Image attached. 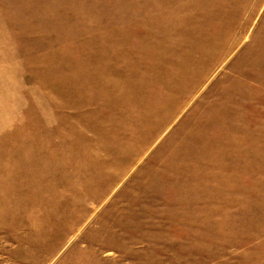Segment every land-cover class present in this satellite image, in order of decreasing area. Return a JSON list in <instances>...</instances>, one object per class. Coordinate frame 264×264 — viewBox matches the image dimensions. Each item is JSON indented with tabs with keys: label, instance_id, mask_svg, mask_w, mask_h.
I'll list each match as a JSON object with an SVG mask.
<instances>
[{
	"label": "rangeland",
	"instance_id": "rangeland-1",
	"mask_svg": "<svg viewBox=\"0 0 264 264\" xmlns=\"http://www.w3.org/2000/svg\"><path fill=\"white\" fill-rule=\"evenodd\" d=\"M0 264H264V0H0Z\"/></svg>",
	"mask_w": 264,
	"mask_h": 264
}]
</instances>
